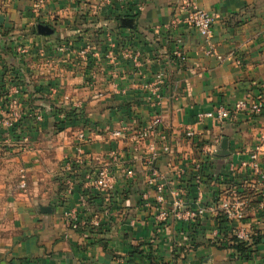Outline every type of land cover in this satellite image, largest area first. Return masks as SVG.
<instances>
[{
	"label": "crops",
	"instance_id": "0c3cea01",
	"mask_svg": "<svg viewBox=\"0 0 264 264\" xmlns=\"http://www.w3.org/2000/svg\"><path fill=\"white\" fill-rule=\"evenodd\" d=\"M140 1L0 0V121L10 117V84L22 88L23 116L30 109L37 118L14 129L0 123V164L19 163L24 177L18 188L13 171L0 172V264H264V186L239 165L257 148L264 171V109L196 121L199 111L237 100L264 102V0H143L139 10ZM193 8L213 16L208 41L184 21ZM115 15L133 25L118 28ZM155 116L156 133L134 143L135 129ZM81 132L88 142L77 153ZM201 142L213 144V170ZM102 168L114 180L96 190L92 176ZM244 193L252 198L243 202ZM199 195L211 209L198 221L184 212ZM230 195L244 211L239 220L224 214ZM175 200L181 217L171 213ZM220 212L226 239L215 234ZM232 235L247 241L246 254L231 246Z\"/></svg>",
	"mask_w": 264,
	"mask_h": 264
},
{
	"label": "built area",
	"instance_id": "2783aa9c",
	"mask_svg": "<svg viewBox=\"0 0 264 264\" xmlns=\"http://www.w3.org/2000/svg\"><path fill=\"white\" fill-rule=\"evenodd\" d=\"M111 0H106L107 3H109ZM116 3L121 7L124 8L127 6V0H115ZM137 8L139 10H142L144 7V2L141 0L136 4ZM185 23L188 26L193 27L194 29L197 30L198 34L204 38L206 41H208L210 35H211V25L213 22V16L203 10V9H197L193 8L191 11L187 14L185 18ZM91 50L92 51V45L87 43L84 48H82L79 53L81 57H86L87 52ZM17 52L24 53L25 49L21 46H17L16 49ZM66 51V45L61 44L58 47H56V52L62 53ZM41 56H43V52L41 50L40 52ZM214 53V49L211 45H209L208 49L206 50V54H212ZM133 55V61L136 62L137 58L141 56L140 51H136L135 53L131 54ZM174 56L182 60V52L176 50L174 52ZM164 74L159 72L155 75V84L153 86V91L156 95V98H159L158 91L159 87L157 85H160L163 83V78ZM51 93H55L57 90L56 86H52L50 89ZM22 88L20 87V84H10L8 88V99L6 101V109L8 113L10 114L9 119H1L0 123L2 126H5L6 128H11L13 126V122H17L21 117H22V112L24 111L23 108H21V103L19 98L22 96ZM26 108V107H25ZM53 110H56V107H52ZM264 109V102L261 99H258L253 102H248L245 99L242 100H237L235 101L232 105L230 106H218L215 108H212L210 110H202L199 111L196 114V121L197 122H202L203 120L210 119V120H217L220 122L228 121V120H233L236 119L237 116H239L241 113L242 114H247L249 116H258L262 113ZM24 116L28 117H34L36 120L35 114L32 113V110L27 109V114ZM161 120L158 116H155L148 124L139 126L138 128L135 129V131L132 134V141L136 144L140 142H144L146 140H149L155 133L157 126L160 124ZM113 135H121L120 131H113ZM185 138L187 139H193L195 135V130L190 127L186 126L184 128L183 132ZM78 138L80 139V143L76 146V151L77 153L81 152V147L82 144L88 142V136L84 133L81 132L78 135ZM19 140L21 143H26L28 141V137L25 134H20L19 135ZM202 143V142H201ZM148 147L150 148V159L154 160L158 158V152L156 151L155 145L153 142H149ZM201 149L204 153V156L206 160H210V156L214 152L213 144L211 142H203L201 144ZM164 151H167L168 148L167 146L162 147ZM257 149V148H256ZM256 149L248 154L246 159H242L239 163L240 167L247 168L250 170V172L254 173L260 180L261 184L264 186V171L260 169L259 163H258V157H257V152ZM113 155H115L113 153ZM205 160V162H206ZM134 173L133 169H126L125 170V176L129 177L132 176ZM216 173V172H215ZM214 173V174H215ZM215 176V175H214ZM113 176L110 174L108 168H102L99 169L95 172V174L92 176V184L96 188V190H103V189H108L111 187L113 183ZM154 180H149V184H153ZM163 185L162 184H157L155 185L156 191L160 194L163 190ZM159 201H162V197L159 195L158 197ZM181 206V202L178 200H175L173 202V209L171 211L172 214L177 215L178 217H181L180 211H177ZM211 207H209L207 204H203L201 200V196L199 195L198 198L195 200V206L192 209L186 210L184 213L187 217L193 220H200L202 218L207 210H210ZM242 208L241 205L237 201H232L229 202L226 207L224 208V214L237 218L238 220L242 217ZM168 211L163 210L161 212L162 217H166L168 215ZM91 224L95 227L99 225V219L95 216L92 219ZM76 227V224H73V227ZM219 230H216L217 235ZM215 232V233H216ZM239 238H242V236H238Z\"/></svg>",
	"mask_w": 264,
	"mask_h": 264
},
{
	"label": "trees",
	"instance_id": "16d2710c",
	"mask_svg": "<svg viewBox=\"0 0 264 264\" xmlns=\"http://www.w3.org/2000/svg\"><path fill=\"white\" fill-rule=\"evenodd\" d=\"M120 18H121V16H118V15H115L114 16V20L116 21V23H117V27L118 28H124L121 24H120ZM75 110V109H74ZM75 114H74V116H76V118H77V115L79 114V111H76L75 110ZM75 118V119H76ZM25 119V116H23L22 115V117L16 122V124L15 125H13V129L15 128V127H19L20 126V124H21V120H24ZM17 139H18V137H17ZM205 164H206V166H209L210 168H212V170H213V167L211 166V161H209V160H206V162H205ZM213 173V175H215L216 176V174H214L215 173V171H213L212 172ZM211 177H213V176H211ZM204 204V203H203ZM218 216H219V218H220V220H219V224H218V226H219V229H220V233H221V235H223L224 237H223V239H226V233H227V231L225 230L226 229V226H225V224H226V220L224 219V216L221 214V212L218 214ZM199 221V220H198ZM198 223V222H197ZM228 239V238H227ZM228 241H231L232 242V244H231V246L232 247H234L237 251H239L240 253H247V251H248V245H247V241H243V240H241V239H239V238H237V236L236 235H232L229 239H228Z\"/></svg>",
	"mask_w": 264,
	"mask_h": 264
},
{
	"label": "rangeland",
	"instance_id": "374dc122",
	"mask_svg": "<svg viewBox=\"0 0 264 264\" xmlns=\"http://www.w3.org/2000/svg\"><path fill=\"white\" fill-rule=\"evenodd\" d=\"M21 132L20 133H18L19 135L20 134H23V131L22 130H20ZM210 168V167H209ZM3 169H5V171H2ZM10 171L13 173L12 175H13V184L14 185H18V188H21L22 186H23V180H24V177L22 176V171H21V167H20V164L19 163H17V162H14L13 161V166L10 168V164L9 163H7V164H0V172L2 173V172H6V173H8V175L7 176H9V173H10ZM1 177V176H0ZM7 183H8V180H7ZM231 196V195H230ZM235 197V196H234ZM237 198V197H236ZM252 198V194H249V193H244L242 196H241V199H242V201L244 202V201H249L250 199ZM256 198V197H255ZM231 201L230 202H232V200L234 201L235 199H233V196H231ZM258 198H256L255 200H257ZM257 201H259L260 202V200H257ZM252 202H254V199H252ZM242 213H244V211L242 212ZM218 227V228H217ZM217 227L215 228V231L216 230H219L220 231V229H219V226L217 225ZM219 231H218V233H219ZM215 234H217V232L215 233Z\"/></svg>",
	"mask_w": 264,
	"mask_h": 264
},
{
	"label": "water",
	"instance_id": "95a60500",
	"mask_svg": "<svg viewBox=\"0 0 264 264\" xmlns=\"http://www.w3.org/2000/svg\"><path fill=\"white\" fill-rule=\"evenodd\" d=\"M120 22H121V24L126 25V26H132L133 25L132 24L133 23V19H130V18H122L120 20ZM40 210L43 213L49 212L50 211V207H48V206H40Z\"/></svg>",
	"mask_w": 264,
	"mask_h": 264
}]
</instances>
